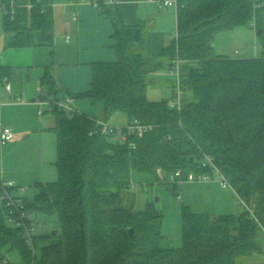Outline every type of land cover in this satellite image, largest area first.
Masks as SVG:
<instances>
[{
	"label": "trees",
	"instance_id": "16d2710c",
	"mask_svg": "<svg viewBox=\"0 0 264 264\" xmlns=\"http://www.w3.org/2000/svg\"><path fill=\"white\" fill-rule=\"evenodd\" d=\"M21 1L33 5L3 19L12 34L8 45H52L56 0ZM177 1L176 37L160 52L146 54L144 24H127L116 3L100 0L118 58L93 62L91 88L76 96L101 100L105 120L78 110L54 111L49 129L57 135L58 178L36 182L33 196L23 197L29 220L33 211H57L61 228L35 234V247L49 241L39 258L0 200V262L16 249L24 264H238L240 257L264 250V55L229 56L213 45L216 33L241 25L254 26L264 44V0ZM166 62L177 73L173 87L192 90L180 108L169 104L177 100L175 93L171 99L147 97L149 75ZM41 86L57 94L48 71ZM118 112L153 128L120 143L99 123ZM205 154L214 157L245 206L210 215L183 204V243L163 248V213L153 202L145 209L134 200L126 205L131 172L156 173L161 166L167 174L179 168L184 175L212 173L203 165ZM167 183L178 194L180 183Z\"/></svg>",
	"mask_w": 264,
	"mask_h": 264
},
{
	"label": "crops",
	"instance_id": "0c3cea01",
	"mask_svg": "<svg viewBox=\"0 0 264 264\" xmlns=\"http://www.w3.org/2000/svg\"><path fill=\"white\" fill-rule=\"evenodd\" d=\"M67 1L56 0L53 4L52 45L38 41L27 46L8 45L12 34L4 28L3 20L0 23V126L6 123L14 130L13 139L4 148L1 147L0 176L3 175L6 180H15L18 186L27 189L38 181L56 180L58 173L54 164L57 158V135L49 129L55 124L56 115L46 112L41 117L36 103L40 97L38 88L46 71L56 79L57 94H71L75 88L66 86L60 74L62 67L59 65L65 62V57L76 59L78 63L88 62L92 70L93 62L114 61L118 56L115 47H108V44L113 46L115 41L111 37L113 27L102 12L103 7L82 3L72 9ZM162 1L118 0L115 5L127 24H144L146 54L160 52L177 35V8L173 5L164 6ZM258 38L252 46L247 32L236 35L240 46L239 51L235 49L237 55L228 53L221 43L219 53L235 57L264 55V44ZM165 66L168 71L175 73L167 62L162 67ZM6 81L11 83V90L7 89ZM89 82L86 90L91 88L92 73ZM18 97L22 101H18ZM93 118L105 120L104 113L102 117ZM9 263L8 259L0 262Z\"/></svg>",
	"mask_w": 264,
	"mask_h": 264
},
{
	"label": "rangeland",
	"instance_id": "374dc122",
	"mask_svg": "<svg viewBox=\"0 0 264 264\" xmlns=\"http://www.w3.org/2000/svg\"><path fill=\"white\" fill-rule=\"evenodd\" d=\"M2 20L3 18H0V23H2ZM245 32L248 33L249 42L253 46V42L258 38L255 27L241 25L216 33L213 42L215 51L217 53L221 51L219 48V43H221L227 48L228 53L237 55L235 49L239 51L240 46L237 44L236 35L240 36V34ZM252 32H254L253 37ZM222 36L226 37L221 38ZM237 38L240 40L239 37ZM108 47L109 49H113L114 46L108 44ZM68 57H65V62L58 63L62 67L60 72L62 82L66 86L71 85L75 88L69 94L74 95V100L77 103H75V106L78 107L79 111L87 115L102 117L103 102L101 100L96 101L91 96H76L84 92L89 85L88 83H90L89 81H91V65L88 62L78 63L76 59L71 60ZM149 77L150 82L147 86V97L150 100L176 97L174 96L176 88L173 87V81H171V79L177 78L176 72L168 71L167 66H165L159 69L157 73H151ZM191 95L192 90L184 88L181 98L185 100ZM47 113L54 114V112L50 111ZM40 116L42 117V115ZM128 119L126 112H118L108 121L111 126L122 127L127 125L129 122ZM1 146L4 148L5 144ZM130 181L131 187L125 193L126 205H132L134 200L136 208L145 209L149 202H153L155 208L164 215L162 224L164 237L161 241V247L163 248L177 247L183 243V204L190 205L191 209L195 212H207L210 215L237 213L245 206V202L239 197L231 185L222 186L220 184V176L218 174H215L209 180L183 181L179 184V188L176 191L178 194L172 191V184L159 179L157 173L134 169L131 172ZM25 194L28 197H32L34 194L33 187H29ZM32 222L35 226L34 230L36 235L47 232L51 233L53 230H60L61 228L60 214L57 211L48 212L45 210H37ZM48 242V240H41L38 248L35 247L39 258L42 257L43 246L48 244ZM7 259L10 260L9 264H24L20 252L16 249L8 252ZM238 264H264V250L258 251L247 258L240 257Z\"/></svg>",
	"mask_w": 264,
	"mask_h": 264
},
{
	"label": "built area",
	"instance_id": "2783aa9c",
	"mask_svg": "<svg viewBox=\"0 0 264 264\" xmlns=\"http://www.w3.org/2000/svg\"><path fill=\"white\" fill-rule=\"evenodd\" d=\"M109 4H115L118 0H104ZM82 3H90L95 7H100V0H68L67 5H69L72 9L77 7ZM164 6L173 5L177 8L178 1L177 0H164L161 2ZM33 3L31 2H23L21 0H0V18L11 17L13 18L16 14V10L19 7H31ZM75 12V11H74ZM179 61V60H178ZM177 71L178 67L176 68ZM6 80V79H5ZM6 87L8 90L12 89V85L10 82L6 81ZM38 92L40 97L36 100V103L39 105L38 113L40 115H44L46 112H54L55 110H66L69 112H76L78 109L74 104V96L73 95H59L55 92H48L45 90L43 86H39ZM183 88L180 83H178L177 90L175 91V95L177 96V100H170L169 104L172 106H178L180 108V99L182 96ZM18 101H22L21 97H18ZM102 124V131L113 133L112 137L116 141L120 143H124L128 141V137L132 134H136L138 137H143L144 134L153 128V125L146 124L141 122L139 119L131 120L127 125L122 127L111 126L106 121H99ZM14 137V130L11 125L2 123L0 126V144L4 145L8 141L12 140ZM130 146L135 147L136 144L134 141L130 142ZM203 165L211 166L212 173L208 171H195L190 170L187 174L184 175V172L181 168H179L175 173L167 174L166 171L158 166L156 168V173L159 179L165 182H178L181 183L183 181H202L209 180L215 174L220 176V184L222 186L231 185L228 177L220 170V168L214 162V157L205 154L203 159ZM232 186V185H231ZM27 192V188L18 186L15 180H6L4 176H0V200L3 201L6 206L9 207L11 211L10 220L17 226H20L23 229L24 236L27 239V242L30 246L35 249V230L34 223L32 220H29L28 214L25 208V198L24 194ZM30 264V263H25Z\"/></svg>",
	"mask_w": 264,
	"mask_h": 264
},
{
	"label": "water",
	"instance_id": "95a60500",
	"mask_svg": "<svg viewBox=\"0 0 264 264\" xmlns=\"http://www.w3.org/2000/svg\"><path fill=\"white\" fill-rule=\"evenodd\" d=\"M35 215H36V213L33 211L31 214H30V219H34V217H35ZM131 232H134V229L133 228H131V230H130Z\"/></svg>",
	"mask_w": 264,
	"mask_h": 264
}]
</instances>
